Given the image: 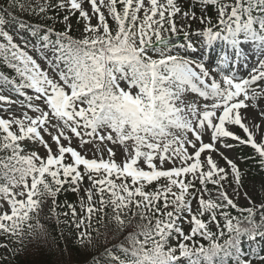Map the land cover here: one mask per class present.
I'll return each mask as SVG.
<instances>
[{"label":"snow or ice","instance_id":"obj_1","mask_svg":"<svg viewBox=\"0 0 264 264\" xmlns=\"http://www.w3.org/2000/svg\"><path fill=\"white\" fill-rule=\"evenodd\" d=\"M16 9L51 24H22L33 41L21 45L5 30ZM0 41V236L19 246L0 248L80 264L58 245L53 254L39 221L49 205L81 251L95 246L93 218L127 232L104 264H253L242 245L264 242V197L243 190L225 150L248 146L264 167V0H7ZM68 191L83 193L79 209L59 203Z\"/></svg>","mask_w":264,"mask_h":264},{"label":"trees","instance_id":"obj_2","mask_svg":"<svg viewBox=\"0 0 264 264\" xmlns=\"http://www.w3.org/2000/svg\"><path fill=\"white\" fill-rule=\"evenodd\" d=\"M21 2V0H20ZM22 3V2H21ZM7 0H4L1 5H6ZM25 16L21 18V14ZM50 14V13H49ZM12 15L16 17V20L10 21L11 23L20 24V25H43V24H51V21H45L38 16L29 15L28 13L21 12L18 9L12 10ZM51 15V14H50ZM63 16V15H62ZM28 30V29H27ZM29 31V30H28ZM2 42V41H0ZM0 71H10L0 65ZM241 148L243 146H239L237 148L239 154L244 157V160L247 162H256L259 163V159L255 160L253 157H249L248 155H244L242 153ZM264 180V169L260 172L259 175ZM78 193H73L68 191L66 193H61L58 197V201L61 205L65 202L72 203L77 206L79 209ZM50 204V201H49ZM67 211L66 208L60 207L57 209V213ZM110 215V214H109ZM65 217L62 215H53L50 211L49 205H45L43 211L39 216L40 223L44 226V228L49 232V241L52 247V252L54 255L58 256L59 252L57 251V245L60 250H71L75 253H78L74 258L80 261V264H89V261L92 257H95L100 264H104L106 260L105 257V248L112 249L114 245H119L127 235V232L121 234L120 232L115 230V226L108 221V218H105L103 223H98L96 218H93L91 228L93 230V236L95 239V246L92 250L88 252L81 251L79 249L78 241L76 240L77 230L73 226H69L64 223ZM95 229H99V235H96ZM128 231H131L129 229ZM0 243H8L9 247L15 249L19 247L18 245L12 244L6 236H0ZM45 253L48 252L49 246L42 245ZM34 250V245H29L23 252H20L18 255L13 256L11 251H8L4 248H0V264H30L32 260V256L30 253ZM242 255L250 258L253 263L264 264V253L259 250H255L254 253H242ZM67 259V256H65ZM235 258H233L234 260Z\"/></svg>","mask_w":264,"mask_h":264},{"label":"rangeland","instance_id":"obj_3","mask_svg":"<svg viewBox=\"0 0 264 264\" xmlns=\"http://www.w3.org/2000/svg\"><path fill=\"white\" fill-rule=\"evenodd\" d=\"M3 1L4 0H0V5L2 4ZM22 2L25 3V4H28V3L35 4L36 0H23ZM40 2H43V0H40ZM179 2L182 5H187V4L191 3V0H179ZM196 11H197V15H199V7L198 6L196 8ZM50 14H53V13H50ZM61 15H63V13H61ZM209 15H212L213 18H215L214 17V12H212V11L209 12ZM75 17L74 16L71 17V21L70 22L72 24V29H73L72 34L74 36L78 37L81 34L84 22L81 20L80 23H77V17L76 18ZM93 22H95V21H93ZM56 27L64 28L65 25L57 24ZM192 27H193V30H195L196 28L201 27V25L199 24L198 21H196V22H193ZM5 30L9 31V33L13 35L14 40L17 43H20L21 45H23V42H24L23 40H21V37H23L24 40L33 41V37H31L28 33H25L23 30L19 29L15 25L8 24L7 27L5 28ZM193 39L195 40L196 38L193 37ZM183 43H184V40L182 42H180L179 44H177V45L179 46V45H181ZM180 50L183 51L182 49H180ZM30 54H32L34 56H37V54L34 51H31V50H30ZM207 57H208V55H207ZM206 59H208V58H206ZM39 62L41 63V65L43 67H47V65L44 63V61L40 60ZM213 63H215V62H213ZM253 64H254V61L249 63L246 66L242 65L241 66V74L242 75H247V72L251 69ZM259 104H260L261 108H264V98L259 100ZM249 113L250 114H254V111L252 109H249ZM233 130L236 131V133L238 135H241V136L244 135L242 130H240L239 128H233ZM207 139L208 138L205 137L206 141H207ZM75 143L76 142L74 141V144ZM229 143H232L233 145L238 144L237 142H234V141H229ZM238 145H240V144H238ZM108 146L113 147V149L117 152L116 159L120 160L122 158V153H121L120 147L118 145H116V146L108 145ZM243 146H244V149L242 150V153H248L249 157H254V159H258V157L254 155V152H253V150L250 147L245 146V145H243ZM40 151H41V154L43 155L44 154L43 153V149H40ZM237 151L238 150H236L235 147H233L230 150H225V155L229 156V158L235 159L236 162L238 163V165L240 166V168L242 170V173H246V176H245L244 181H243V183H244L243 190L248 191L249 194L252 196V198L254 200H256L257 203H259L260 199L262 197H264V193H260V195H257V191L259 190V184L263 180L259 176L260 172L262 171V167H261L260 164H258V163L256 164V162L244 161L243 160V156H240ZM89 156H91V153H89ZM217 159H219V157H217ZM220 163L223 165L224 162L222 160H220ZM170 166L171 165H166V167H170ZM86 184H87V182H85V186H86ZM253 184L257 185V189L255 191L253 190V187H252ZM82 194H83L82 192L79 193V197ZM240 203H241V205H245L246 206V201L243 198L240 199ZM257 244L264 250V242H257Z\"/></svg>","mask_w":264,"mask_h":264},{"label":"water","instance_id":"obj_4","mask_svg":"<svg viewBox=\"0 0 264 264\" xmlns=\"http://www.w3.org/2000/svg\"><path fill=\"white\" fill-rule=\"evenodd\" d=\"M174 39L176 40V42L179 40L178 38L174 37Z\"/></svg>","mask_w":264,"mask_h":264}]
</instances>
